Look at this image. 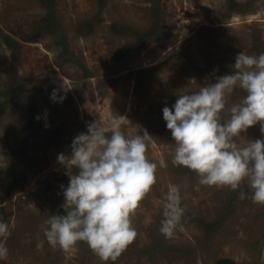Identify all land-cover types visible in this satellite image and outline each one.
Here are the masks:
<instances>
[{"label":"rangeland","instance_id":"1","mask_svg":"<svg viewBox=\"0 0 264 264\" xmlns=\"http://www.w3.org/2000/svg\"><path fill=\"white\" fill-rule=\"evenodd\" d=\"M239 51L264 52V0H0V219L10 231L0 264H264V204L251 200L246 180L236 190L201 185L173 165L161 111L230 72ZM53 90L62 102L50 99ZM243 96L239 88L227 96L223 120ZM111 112L126 136H151L145 154L156 182L130 217L136 237L114 261L84 241L75 253L46 240L38 248L44 221L65 212L68 176L57 154H70L73 137ZM261 135L257 123L234 139L244 145ZM171 185L185 211L165 238L158 229Z\"/></svg>","mask_w":264,"mask_h":264},{"label":"clouds","instance_id":"2","mask_svg":"<svg viewBox=\"0 0 264 264\" xmlns=\"http://www.w3.org/2000/svg\"><path fill=\"white\" fill-rule=\"evenodd\" d=\"M230 68L215 76L214 82L176 95L171 107H162L175 144L172 163L194 171L201 185L236 190L246 180L251 200L264 204V52L239 51ZM236 88L244 96L227 109L228 119L223 120L226 98ZM50 99L62 102L63 97L53 90ZM257 123L262 135L239 145L234 138ZM121 124V116L113 112L102 124L93 120L86 124V131L73 137L70 154H57L68 176L67 186L60 185L65 212L44 221V239L37 242L38 248L46 240L52 247L75 253L77 242L84 241L102 261H108L115 260L136 237L130 217L155 184L157 166L145 154L146 139L151 136L142 131L128 137ZM238 195L244 199L247 194L241 188ZM164 201L158 231L171 238L185 211L179 186L171 185ZM9 235L8 223L0 219V260L8 256Z\"/></svg>","mask_w":264,"mask_h":264},{"label":"trees","instance_id":"3","mask_svg":"<svg viewBox=\"0 0 264 264\" xmlns=\"http://www.w3.org/2000/svg\"><path fill=\"white\" fill-rule=\"evenodd\" d=\"M154 12L158 15V11L156 9H154ZM149 34H153L154 35V31L151 30L150 33H145L144 35H141L138 37L136 44L134 45H130L128 47H126L125 49H123L122 51L116 53L112 58L115 61H119L122 58H124L125 56L129 55L131 53V51L138 45V43H141L142 41H144L147 37H149ZM59 214H63L64 211L61 209L58 212ZM114 261V260H113ZM213 264H241L238 263L236 261H233L232 259H228V258H221V259H217ZM252 264H258V263H252Z\"/></svg>","mask_w":264,"mask_h":264},{"label":"water","instance_id":"4","mask_svg":"<svg viewBox=\"0 0 264 264\" xmlns=\"http://www.w3.org/2000/svg\"><path fill=\"white\" fill-rule=\"evenodd\" d=\"M28 198H29V200H31V198H32V195H30Z\"/></svg>","mask_w":264,"mask_h":264}]
</instances>
